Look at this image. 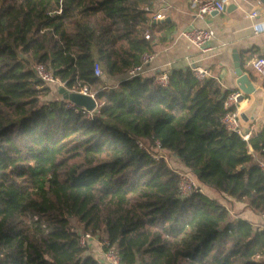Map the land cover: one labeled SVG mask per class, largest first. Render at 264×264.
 Listing matches in <instances>:
<instances>
[{"label":"trees","instance_id":"16d2710c","mask_svg":"<svg viewBox=\"0 0 264 264\" xmlns=\"http://www.w3.org/2000/svg\"><path fill=\"white\" fill-rule=\"evenodd\" d=\"M153 2L0 0V264H101L80 232L104 234L120 264H264V226L217 200L264 211V124L247 140L226 130L230 91L189 67L166 85L126 76L174 28ZM34 62L97 107L68 106ZM112 76L124 77L107 87ZM172 155L209 193L178 197Z\"/></svg>","mask_w":264,"mask_h":264},{"label":"crops","instance_id":"0c3cea01","mask_svg":"<svg viewBox=\"0 0 264 264\" xmlns=\"http://www.w3.org/2000/svg\"><path fill=\"white\" fill-rule=\"evenodd\" d=\"M226 3V7L232 5L229 10L226 8L224 12L208 14L200 19L195 17L196 9L190 0H154L152 12L164 15L163 19L171 22L174 28L163 42L156 45L153 51L155 57L144 75L153 76L163 71L169 72L173 68L196 67L205 71V77L216 78L224 90H236L237 76L232 65L235 49L243 65V72L256 89L253 94L245 95L238 106L242 132L250 135L264 124V78L250 66L252 59L264 56V0H228ZM251 11H257V19L261 21L259 31L255 33L250 26L251 21L246 17ZM192 27H209L214 30L215 37L207 43L211 47L210 51L203 52L195 48L181 36L182 31ZM123 77H107L104 79L105 85L115 86ZM169 164L175 169L182 166L173 155L169 158ZM220 201L234 218L247 219L253 224L261 225L259 214L249 210L243 202L230 198L224 200L227 204ZM100 235L99 240L106 239ZM99 240H91L86 254L105 264Z\"/></svg>","mask_w":264,"mask_h":264},{"label":"built area","instance_id":"2783aa9c","mask_svg":"<svg viewBox=\"0 0 264 264\" xmlns=\"http://www.w3.org/2000/svg\"><path fill=\"white\" fill-rule=\"evenodd\" d=\"M192 6L195 10V17L203 18L205 15L212 14L214 12H224L226 9V1L228 0H190ZM148 9V8H147ZM246 17L251 21V27L253 28L254 33L259 31V25L261 21L257 19L258 13L257 11L248 12ZM151 18L163 19L164 15L160 13H154L151 9ZM145 38H149L150 34L148 31L144 33ZM181 36L185 38L192 46L195 48L206 52L210 51L211 47L207 46V43L215 37V32L212 28L209 27H192L188 30L182 31ZM155 53H143L140 58V62L131 67L126 76L129 78L135 76L146 77L144 74L149 63L154 59ZM250 66L252 69L257 72L262 78H264V56H257L252 59L250 62ZM31 69L33 70L37 79H39L44 84H55L58 87H65L69 91H78L81 93L89 94L94 97V92L90 91L87 86H82L80 89L76 88H67L65 85V81L61 80L58 76L54 74V72L44 63L42 62H34L31 64ZM194 75L197 78H204L205 71L191 67ZM93 71L96 76H100L102 74V69L98 63H95L93 66ZM153 79L156 83L160 85H166L168 80V71H163L160 74L153 75ZM242 92L238 88L236 90L230 91L225 100H224V108L226 110L225 114L221 117L220 121L223 127L231 132H236L242 136L244 140L248 139V134H244L241 129V114L239 112V103L240 96ZM68 102V106H76L72 102ZM81 108V107H80ZM83 109V108H82ZM84 111H87L83 109ZM89 114L92 111H87ZM138 146L146 149L147 152L150 153L152 158L159 159L164 158L168 161L167 154L163 152V150L159 149V145H156V151H151L148 149L141 141H137ZM259 164L264 167V163L259 161ZM178 175V187H177V195L180 198L188 197L189 195L197 192L206 193L205 188L197 182L192 174L182 170H175ZM260 219L262 221L261 225L264 226V211L259 213ZM99 233L93 235L89 232H80L78 242L82 248L87 249L91 240L96 239ZM99 240V238H98ZM99 243L102 247L101 256L102 260L105 264H120V258L118 251L114 245H110L107 239L101 241Z\"/></svg>","mask_w":264,"mask_h":264},{"label":"water","instance_id":"95a60500","mask_svg":"<svg viewBox=\"0 0 264 264\" xmlns=\"http://www.w3.org/2000/svg\"><path fill=\"white\" fill-rule=\"evenodd\" d=\"M232 5H227V10L230 9ZM216 13V12H214ZM234 55H233V68L235 70V74L237 76L236 78V84L237 88L241 90L242 94L240 96V100L243 99L245 95H251L255 92V87L249 80L247 74L243 72L241 68V61L239 56L237 55L235 49H234ZM58 93L62 96V98L66 101L72 102L74 105L81 107L87 111H93L97 107V102L95 100V97L81 93L78 91H69L65 87H59Z\"/></svg>","mask_w":264,"mask_h":264},{"label":"rangeland","instance_id":"374dc122","mask_svg":"<svg viewBox=\"0 0 264 264\" xmlns=\"http://www.w3.org/2000/svg\"><path fill=\"white\" fill-rule=\"evenodd\" d=\"M145 31H148V30H145ZM56 96H58V95L56 94V92L54 91V89H51L50 94H48V95H46V96H43V97H42V100H43V101H46V100H49V99H54V98H57ZM205 192L209 193L207 190H205ZM217 197H218V196H217ZM218 199H219V201H220V200H223V199H221V198H219V197H218ZM220 202H222V201H220ZM223 202H225V201L223 200ZM225 203H226V202H225ZM226 204H227V203H226ZM71 225H72V227L75 228V229H81L80 224H78V222H77L74 218L71 219ZM99 234H101L100 237H101L102 235L104 236V234H102V233H99ZM99 234H98V236H96V239L99 238ZM87 249H88V248H87ZM88 251L91 252V250H88ZM101 257H102V256H101Z\"/></svg>","mask_w":264,"mask_h":264}]
</instances>
